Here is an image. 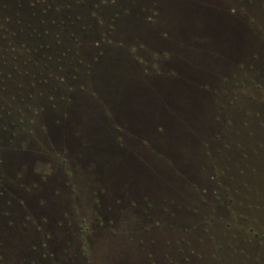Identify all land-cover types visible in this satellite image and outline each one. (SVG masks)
<instances>
[{
	"label": "rangeland",
	"instance_id": "1",
	"mask_svg": "<svg viewBox=\"0 0 264 264\" xmlns=\"http://www.w3.org/2000/svg\"><path fill=\"white\" fill-rule=\"evenodd\" d=\"M0 247L264 264V0H0Z\"/></svg>",
	"mask_w": 264,
	"mask_h": 264
},
{
	"label": "trees",
	"instance_id": "2",
	"mask_svg": "<svg viewBox=\"0 0 264 264\" xmlns=\"http://www.w3.org/2000/svg\"><path fill=\"white\" fill-rule=\"evenodd\" d=\"M34 51V49H30V48H28V47H26V52H33ZM15 67V66H14ZM13 247V246H12ZM1 248V247H0ZM21 252H23L22 250L20 251V250H18V255H17V258H15L18 262L19 261H21V259H22V261H24V259L25 258H23V253H21ZM4 255H5V253H4ZM6 256V261L7 262H9V263H11L12 261L14 262V261H16L15 259H13L12 258V255L10 254V252H8L7 251V254L5 255ZM5 259L3 258V255H2V250L0 249V264L2 263L3 264V262H5ZM6 262V263H7Z\"/></svg>",
	"mask_w": 264,
	"mask_h": 264
},
{
	"label": "flooded vegetation",
	"instance_id": "3",
	"mask_svg": "<svg viewBox=\"0 0 264 264\" xmlns=\"http://www.w3.org/2000/svg\"><path fill=\"white\" fill-rule=\"evenodd\" d=\"M152 22V21H151ZM150 22V23H151ZM138 45V44H137ZM158 55V54H157ZM138 57H140L139 55H133V59H135L136 60V58H138ZM156 57V56H155ZM155 57L154 58H151L152 59V61H155L156 59H155ZM96 210V209H95ZM96 214L98 213V212H95ZM98 215V214H97Z\"/></svg>",
	"mask_w": 264,
	"mask_h": 264
}]
</instances>
